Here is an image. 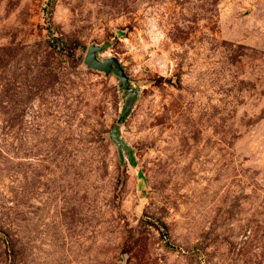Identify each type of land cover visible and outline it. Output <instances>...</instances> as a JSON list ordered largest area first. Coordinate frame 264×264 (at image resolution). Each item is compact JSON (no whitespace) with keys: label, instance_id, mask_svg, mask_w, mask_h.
Masks as SVG:
<instances>
[{"label":"rangeland","instance_id":"1","mask_svg":"<svg viewBox=\"0 0 264 264\" xmlns=\"http://www.w3.org/2000/svg\"><path fill=\"white\" fill-rule=\"evenodd\" d=\"M0 264H264V0H0Z\"/></svg>","mask_w":264,"mask_h":264},{"label":"water","instance_id":"2","mask_svg":"<svg viewBox=\"0 0 264 264\" xmlns=\"http://www.w3.org/2000/svg\"><path fill=\"white\" fill-rule=\"evenodd\" d=\"M102 50L100 45H91L87 50V55L85 57V64L93 69L104 71L109 74L111 72L115 73L120 81L119 85L123 89L129 91L133 97V89L130 87V82L128 76L125 72L123 65L120 63L119 59L115 56L100 60L97 53ZM113 137L119 141L118 135L114 132Z\"/></svg>","mask_w":264,"mask_h":264}]
</instances>
